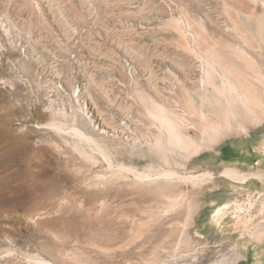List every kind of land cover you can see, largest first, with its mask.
Instances as JSON below:
<instances>
[{
    "label": "rangeland",
    "instance_id": "374dc122",
    "mask_svg": "<svg viewBox=\"0 0 264 264\" xmlns=\"http://www.w3.org/2000/svg\"><path fill=\"white\" fill-rule=\"evenodd\" d=\"M228 101L247 131L215 135ZM12 148L40 203L0 217V264H264V0H0Z\"/></svg>",
    "mask_w": 264,
    "mask_h": 264
},
{
    "label": "bare ground",
    "instance_id": "6f19581e",
    "mask_svg": "<svg viewBox=\"0 0 264 264\" xmlns=\"http://www.w3.org/2000/svg\"><path fill=\"white\" fill-rule=\"evenodd\" d=\"M211 70L207 71V73H206L207 78L211 77V75H212ZM225 76L227 77V75H225ZM222 78L225 80V83H224L225 86H227L228 88L230 87L232 89H235L234 85L232 84V82L229 79H226L223 75H222ZM208 79H210V78H208ZM228 99H229V97H227V100ZM247 108H248V110H250L249 107H247ZM239 113H240L239 108H237L232 101H228L227 102V108L224 110L223 114H218L216 116L217 117L216 120L214 119V120L210 121V123H208L209 124L208 127L210 128V130L213 131V134L223 135L224 133L221 130L222 127H220V124L221 125L225 124L226 129L231 130L232 125H233V120L234 121L236 120L238 122V124L242 127L241 128L242 131L246 132L247 128L245 126H243L239 120L240 119ZM163 114H165V113H163ZM163 114L162 113L161 114L160 113L159 114L154 113L155 118L157 117L161 121V124L166 127V132H167L166 141L164 140V137L162 135H159L157 137L156 141H154V142H155V145L157 146V148L160 149L163 152V154H166L164 152V150L169 149L170 151L171 150L173 151L177 147L187 146L189 144L188 141L190 140L189 139L190 137L188 138L183 133V131H181L180 127L172 120L171 116L167 117L166 115H163ZM167 115H169V114H167ZM219 121H221V123H219ZM58 128H60V127H58ZM74 129L76 132H79L81 135H84L85 137L87 136V135H85L86 133L84 134V132H82L81 130H79L77 128H74ZM209 136H211V135H209ZM165 142L167 145H165ZM16 153H17V151L14 148H12L11 152L9 151L5 154H0V169H4V171H6V170H9L12 168L11 171H8L3 176H0V196L3 197V193L7 189L10 193H14L15 195L17 194L19 196L21 195V197L11 199V200H8L9 197L8 198L4 197L8 201L5 200L6 202H0V217L4 216V213L8 209L14 208L17 206L22 207L23 209H25L29 213L32 210H34L33 207L37 206V204L40 203L37 201L39 199V195H40L39 191L37 188H34V187H36L34 185H33L34 186L33 188H30L29 180L27 179L28 172L22 168V159ZM12 165L16 166L17 168H13ZM242 173L239 172L236 168L226 167V168H224L222 175H224L225 177H228L232 180L241 181L244 183L248 182L251 178L256 177L255 176L256 174H252L251 172H250L251 174H247V173L242 174ZM166 174H168V175L173 174V172L166 173ZM199 176H204V177L205 176H212V173L206 171V172H203L202 174H196V175L192 174L189 177L198 178ZM14 182H16V184H14ZM0 200H1V198H0ZM41 201L43 202V200H41ZM224 212H225L224 209H219L218 210V213H219L218 216L220 217L221 214Z\"/></svg>",
    "mask_w": 264,
    "mask_h": 264
},
{
    "label": "crops",
    "instance_id": "0c3cea01",
    "mask_svg": "<svg viewBox=\"0 0 264 264\" xmlns=\"http://www.w3.org/2000/svg\"><path fill=\"white\" fill-rule=\"evenodd\" d=\"M239 150V147L236 146L234 143L228 141L227 143H225L222 147V150L220 152L221 155L225 156L226 153L230 154H234ZM224 159L230 160L232 158H230L229 156H227V158L225 157ZM259 161H261V157L258 158Z\"/></svg>",
    "mask_w": 264,
    "mask_h": 264
}]
</instances>
